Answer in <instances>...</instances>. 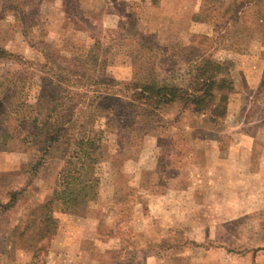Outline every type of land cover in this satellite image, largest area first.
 Listing matches in <instances>:
<instances>
[{
    "label": "rangeland",
    "instance_id": "obj_1",
    "mask_svg": "<svg viewBox=\"0 0 264 264\" xmlns=\"http://www.w3.org/2000/svg\"><path fill=\"white\" fill-rule=\"evenodd\" d=\"M41 1L0 0V49L15 55L0 57V264H264V80L245 94L244 75L264 0H106L101 13L65 0L45 14ZM198 76L217 78L205 113L122 109L144 85L207 89ZM87 107H104V137L78 170L77 129L53 140ZM249 128L255 140L227 151Z\"/></svg>",
    "mask_w": 264,
    "mask_h": 264
},
{
    "label": "trees",
    "instance_id": "obj_2",
    "mask_svg": "<svg viewBox=\"0 0 264 264\" xmlns=\"http://www.w3.org/2000/svg\"><path fill=\"white\" fill-rule=\"evenodd\" d=\"M0 57L4 58H13L15 57L14 54L9 53L5 50L0 49ZM81 79V78H80ZM216 77L209 76L208 78H202L200 76L196 77L195 80H203V86H207V83L209 84L208 88L205 90L198 89V84L200 83H193L195 88L189 87V88H179V87H154L150 85H144L139 88V92H136L132 95L130 98V102L126 103L122 109L125 110L128 107H134V103H139L142 105L147 106H155L159 107L161 105H166L170 103L177 102L178 100H182L185 102L186 106H191L193 112L197 113H205L206 109L203 108L206 104V100L208 97L214 99V94L211 93V88L214 84H216ZM68 82L69 80H65ZM226 81V80H224ZM78 83H81V80L76 81ZM82 85V84H81ZM84 86V84H83ZM86 86V85H85ZM211 87V88H210ZM60 92H57V99H71L73 101L74 97L69 98L68 96L64 97L62 93H66L65 89L60 88ZM72 94V92L67 90V94ZM77 99V98H76ZM105 99H108V96H105ZM70 100L67 102H71ZM66 103H59V106L61 107L60 110L65 111L67 109ZM58 105H55L54 107L47 108V111L50 113H53L55 110H57ZM97 110H100L104 112V107H98L96 110H89L87 107V110L85 109L82 113V117L84 116L85 121H74L69 120L67 123L61 124L55 131V133L58 135L53 142H58L59 135H71L69 132H71L74 128L77 129V133L80 136L79 138H76L75 140V150L73 151L72 155L70 156V160H76L79 163L78 170H88L90 167H92L96 159L101 151V145L104 137V130L94 127V119ZM224 114V110H221L220 108H216L215 110H211V115L213 117H221ZM52 141V139L50 138ZM49 140V141H50ZM69 164H72V162H69ZM90 189L91 186L87 187V189ZM86 189V187H85ZM8 205V204H7Z\"/></svg>",
    "mask_w": 264,
    "mask_h": 264
},
{
    "label": "crops",
    "instance_id": "obj_3",
    "mask_svg": "<svg viewBox=\"0 0 264 264\" xmlns=\"http://www.w3.org/2000/svg\"><path fill=\"white\" fill-rule=\"evenodd\" d=\"M78 1L84 5L85 4L84 1H86V0H78ZM89 1L96 3L92 8L95 10V13H98V12L101 13L103 11V9L105 8L106 0H89ZM64 3H65V0H43V1H41V4H40V6H41L40 13L45 14L46 12H48L53 7L55 8V10H61ZM202 3H203V0H197L198 5H201ZM81 7L84 8L83 6H81ZM62 13H65V12H62ZM43 21L46 22L45 19ZM48 24H50V21H48ZM103 24H104L103 27L107 26V23H103ZM55 25H56V23H55ZM255 46L257 47L256 53L254 55H249L247 58H245L246 62L251 63L250 67L247 66V69L244 71V75H245V78L247 80V83H248L249 89H250V90L248 89V91L245 90V94L255 93L257 90H259V87L262 84V81L264 80V35H262V37L257 40ZM230 111H231V106L229 108V112ZM188 114H190V113L186 111L185 114H183V117L184 116L186 117V115H188ZM260 126H261L260 129L258 127H255L256 130L258 128V130L264 131V118H263ZM230 128H231L230 130H232V132H234V131H237L238 127H235V124H232V125L230 124ZM191 130H195V129H191ZM249 130H251V129L250 128L246 129L242 134L241 133L233 134L232 139L230 141V143L232 145L230 146V149L228 148L227 151L232 153V148L233 149H240V150L246 149L248 146L247 145L248 140L242 141L241 139H243V138L251 139L252 138L253 140H255V138H254L255 136H253V134L248 133ZM253 131H254V129H253ZM204 141L207 142V144L210 143L214 147L215 140H208V139L205 140L204 139L203 142ZM219 152H220V150H219ZM220 153H222V152H220ZM207 167H209V166H207ZM213 169H215V168H213ZM258 170H261V171H259L257 174H260V176L261 175L264 176V153L261 157V163L259 165ZM202 172H205V174H213L216 176V174H219V172H221V170H216V169L215 170H210V169L205 170L203 168H198V173L201 174Z\"/></svg>",
    "mask_w": 264,
    "mask_h": 264
}]
</instances>
